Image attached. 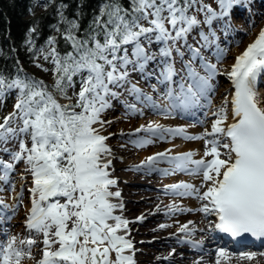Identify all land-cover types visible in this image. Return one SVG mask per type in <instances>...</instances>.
<instances>
[{
	"label": "snow or ice",
	"instance_id": "obj_1",
	"mask_svg": "<svg viewBox=\"0 0 264 264\" xmlns=\"http://www.w3.org/2000/svg\"><path fill=\"white\" fill-rule=\"evenodd\" d=\"M215 2V8L204 0L105 4L87 39L68 32L73 51L61 56L53 48L45 55L54 65L55 93L43 81L0 74V97L17 92L13 111L0 122V183L14 189L10 175L23 164L27 176L22 178L31 184L25 217L28 235L3 233L0 264L32 259L38 243L42 255L36 264H135L134 244L128 238L131 222L116 214L123 204L121 192L113 190L117 180L110 171L109 136L102 134L112 122L103 117L124 95L134 101H122L128 114L143 115L148 109L167 117L212 105L213 80L226 52L218 42L216 25L223 20L228 27L231 10L242 6V0ZM234 61L226 73L234 91L211 112L210 128L193 135L183 126L149 121L130 133L121 130V135L134 136L130 142L137 147L176 137L203 141L199 159L193 151L174 153L168 148L135 167L199 178V185L180 180L165 186L177 197L200 201L197 209L174 201L168 213L198 211L215 218L209 231L264 239V100L257 91L258 78L264 76V29ZM16 207L0 198V221L10 220L6 213L14 214ZM204 230L188 220L177 233L182 234L180 242L198 249L203 241L193 236ZM258 256L264 257V251L234 255L220 247L215 264H228L233 258L238 264H259Z\"/></svg>",
	"mask_w": 264,
	"mask_h": 264
},
{
	"label": "rangeland",
	"instance_id": "obj_2",
	"mask_svg": "<svg viewBox=\"0 0 264 264\" xmlns=\"http://www.w3.org/2000/svg\"><path fill=\"white\" fill-rule=\"evenodd\" d=\"M204 2H208V4H210L214 8L217 6L215 0H204ZM240 7L241 8L244 7L243 8L244 18H242L243 16L241 17V14L239 15L236 14L237 12L236 9ZM38 9L41 10V7H38ZM259 14H261V16L258 19L256 18V15H259ZM263 24H264V0H242V6L234 7L231 10L230 16L228 18V27H225L223 20H221V22L216 25L217 35L220 38L218 42L221 48L225 49L226 52H225L223 59L220 60L218 63L219 74H217L213 80V84L215 83L214 84L215 90L211 94V100H212L211 106L206 107V108L193 109L191 113L176 114V115L167 116V117L161 116L157 114L156 112L148 110V109H145L143 115L128 114L126 112V109L122 101L124 100H127L128 102H134V101L132 97L124 95L121 97L120 101H113V107L104 114L103 118L105 120L112 122L111 124H106L104 126V129L102 130V134L109 136V139L107 140V144L111 148V151L114 152V154L110 157L113 161L110 171L112 172L114 170L112 177L117 180V184L114 186L113 190H119L121 192V195L123 196L125 195L124 197L119 198V201L122 202L125 198V200L128 199L132 203H135V202L140 203L146 206L145 211H148L147 214L153 213L152 206H150V203L146 204V202H144V201H147L148 197H156L155 201H157V199L159 198L158 203H161L162 201L165 203V205L160 209V211H158L160 214L164 216V218H158V221H160L158 224L159 225L167 224L170 226H169V229L165 228L162 232H155V233L151 232V233L143 234L140 230H138L137 226L135 227V224L136 223L138 224V221L136 218L139 216V214L142 213V211L140 212L136 210L134 212H130L129 215H127V219L129 221L131 219L133 223H135L134 225L129 226V229L133 231H137V233H135V235L129 239H131L133 243H135L137 247L135 250H142V252L138 254L139 260L141 259V261H143V259H145L146 255L143 254L144 251L149 252L150 250L157 249L151 246L144 245L146 242H150L153 239H161L163 237L172 236L175 240L174 241L175 245H184V246L188 245V243L180 242L179 238L182 237V234L177 233V224L174 222V220L180 217L181 215H194V214L198 215V211H192V212L185 211L182 213H168L167 208L169 205L173 204V202L175 201V198L172 196L173 195L172 193L165 191V186L172 184V183H176L182 179H186L185 181H187L189 179L194 178V176L189 177L188 175L182 174V173L164 175L163 173H160V172L147 173L146 171L142 169L137 170L135 166L141 162L139 161V159L141 158V156H139L140 153L144 151L147 152L148 150L152 153L154 149H157L159 147H161L162 149H159V150L157 149L156 150L157 152L160 150L164 151L165 149H168V148H171L172 151L176 152L178 151V149L180 150L182 148V143L180 142V140L172 141L171 138H169L164 141L157 140L156 143L147 145L145 147H137L130 142L132 139H135V137L129 136V135H121V130L124 133H130L132 132V130H134L139 125L147 124L149 121H157L165 125L166 127L183 126L186 128L187 132L190 134H191V129L196 127L198 132L194 135L200 134L205 128H210L209 126H210L211 120L213 119V117L211 116V112L215 111L216 107L220 105L219 103L222 102L223 98L226 95L227 96L231 95V91H230L231 81L227 77L226 73L230 71V67L234 63L233 61L234 56H235L234 50H240L241 47H244L245 43L249 42V39L251 38V36H254L256 32L260 30ZM212 62L216 63V60L213 59ZM224 68H228V70ZM38 75L43 80L50 81V75L42 74L41 72H39ZM228 83H230L229 86H228ZM140 85L146 91H150L148 86L144 84L143 81H140ZM77 90H78V85H77ZM257 91L262 96L261 100L264 99V96H263L264 95V76H262L261 78H258ZM72 92H71V96H72ZM153 95L155 96V94ZM16 98H17V92L13 93L12 95H9L5 99L3 97L0 98V117L2 119L3 117L7 116L10 112L13 111V106L16 102ZM157 99L159 98L157 97ZM205 112L208 113L207 116L204 115ZM129 119H133V120L129 121ZM119 128L121 130H118ZM109 134H112V135H109ZM196 141H198L199 144L203 142L201 140H196ZM159 144L161 145L159 146ZM167 145L170 147H167ZM203 150H204V142H203ZM201 152L203 151L201 150ZM113 157H118V158L114 160ZM197 157L196 159L200 158V157L199 158ZM4 159H8V157L5 155ZM160 166L167 167V164H161ZM143 172L148 175H151V178L144 179L143 176L138 175ZM22 176L26 177L27 173H24V165L20 164L17 166L16 170L10 175V181H11V184L14 186V189L9 188L7 185L4 186V184L0 183V189H3V190H0V198H3L6 201V203L12 204L15 202L17 204L14 214H12L11 212L6 213L7 215L11 216V219L0 221V239L4 238L3 233H8L11 235L19 234L22 237L28 235V232L24 224H25V217L27 215L26 205L30 202V196H29L28 189L31 187V184H30L29 179L22 178ZM127 187H129V189H132V190L137 189L136 191L138 192L136 193V195H133V196L128 195L129 193L124 192V189ZM130 193L132 192L130 191ZM17 194H20L18 199L13 200L14 198L17 197ZM177 198L180 200L175 201V202L181 207L187 208V206L190 205L189 200L192 197H184V198L177 197ZM182 201L184 202L186 201V202L184 203ZM181 202L183 204H180ZM193 209H196V208H193ZM121 211L122 210H120L119 212V210L117 209L116 214L122 215ZM166 215L168 216L165 217ZM200 215L203 218H205V215L203 213H200ZM212 218L213 217H207L205 219L209 220ZM1 231H4V232L1 233ZM35 238L38 241L42 239V237L40 236H36ZM35 247L37 249L35 251V254L38 257V259H40L42 255L40 248H42V245L40 248L38 247V244L33 246V248ZM261 249H263L262 251H264V248H261ZM181 252L183 253V251ZM166 253L165 251H162V253L158 252L155 255H149L146 258V262L150 264H155L158 259L160 258L163 259L164 257H167L168 255H165ZM136 257L137 256L134 255V260ZM210 259H211L210 257H207L205 258V260H203V263H200V264H210V261H209ZM27 260L28 259H25L22 262V264H29V263H26ZM163 260H167V262H164V264H176L170 260L168 261V259H163ZM135 264H141V263H135Z\"/></svg>",
	"mask_w": 264,
	"mask_h": 264
},
{
	"label": "trees",
	"instance_id": "obj_3",
	"mask_svg": "<svg viewBox=\"0 0 264 264\" xmlns=\"http://www.w3.org/2000/svg\"><path fill=\"white\" fill-rule=\"evenodd\" d=\"M110 3L128 7V0H0V74L43 81L55 93L54 65L51 56L45 59V55L53 48L61 56L73 51L68 32L87 39L101 7ZM39 72L50 75V81L39 77ZM15 92L10 90L5 97ZM57 98L67 102L58 94Z\"/></svg>",
	"mask_w": 264,
	"mask_h": 264
},
{
	"label": "bare ground",
	"instance_id": "obj_4",
	"mask_svg": "<svg viewBox=\"0 0 264 264\" xmlns=\"http://www.w3.org/2000/svg\"><path fill=\"white\" fill-rule=\"evenodd\" d=\"M250 6V5H249ZM257 6V5H256ZM244 8V7H243ZM243 8H238V9H236V14H241V17L242 18H244V11H243ZM259 10V9H258ZM263 13V12H262ZM261 13V14H262ZM261 14H259V15H256V18H260V16H261ZM258 16V17H257ZM237 19V18H236ZM245 20V19H244ZM261 29H264V24L262 25V27L260 28V30ZM260 30H258L257 32H256V34L254 35V36H251V38L249 39V42L247 43H245V46L244 47H241V49L240 50H234L235 51V53H234V58L237 56V55H239L240 53H242V51L247 47V45L248 44H250V43H252L255 39H256V37H257V35H258V33L260 32ZM228 31V30H227ZM225 33V32H224ZM233 61H234V59H233ZM235 62V61H234ZM230 63V62H229ZM227 65V64H226ZM223 67V66H222ZM225 67V66H224ZM224 69H226V70H228V68H224ZM223 69V70H224ZM230 69H231V67H230ZM225 70V71H226ZM215 84V83H214ZM229 84L230 83H228V86H229ZM227 85V84H226ZM228 86H227V88H228ZM215 87V86H214ZM222 88V87H221ZM226 88V87H225ZM229 90V89H228ZM220 91V90H219ZM230 91H231V93L234 91V88H233V85H232V83H231V88H230ZM218 93V92H217ZM216 93V94H217ZM230 95V94H229ZM259 96H260V99L262 98V96L260 95V93H259ZM264 96V95H263ZM262 100H264V99H262ZM221 101V100H220ZM220 104V103H219ZM133 119H129V121H132ZM210 127V126H209ZM192 128V127H191ZM118 130H121L120 128L118 129ZM198 131H197V128L195 127V128H193V129H191V134H196ZM190 134V133H189ZM171 140L172 141H175V140H180V142L182 143V148L179 150L178 149V151H176V152H184V151H193V152H195L196 153V157H197V155H198V157L197 158H199V157H201L202 155H203V152H201V150L203 151V142H201L200 144L198 143V141H196V140H186V139H183V138H181V137H176V138H171ZM177 142V141H176ZM159 143H161V142H159ZM157 145V144H156ZM161 144H159V146H160ZM174 145V144H173ZM159 146H157V147H159ZM201 146V147H200ZM149 147V146H148ZM167 147H170V146H168L167 145ZM200 147V148H199ZM147 149V148H146ZM158 150L159 149H162L161 147H159V148H157ZM157 149H154L153 151H152V153L153 152H155ZM200 150V151H199ZM160 151H162V150H160ZM157 152V151H156ZM174 152V151H173ZM150 153V154H149ZM149 150L146 152V151H144V152H142V153H140L139 154V156H141V158L139 159V161H142L143 159H144V157H147V156H149V155H151L152 154ZM175 153V152H174ZM114 154V152H112V154H111V156ZM196 157H194V158H196ZM116 158H118V157H113V159L115 160ZM113 172H114V170L111 172V174H113ZM139 176H143V178L144 179H148V178H151V175H148V174H146V173H141V174H138ZM190 177V176H189ZM193 177V176H192ZM186 178V177H185ZM182 180H186V179H182ZM187 181H190V182H192V183H194V184H197V185H199V178L197 177V178H192V179H189V180H187ZM2 184V183H1ZM5 186V185H4ZM126 186H128V185H126ZM17 187V186H16ZM19 187V186H18ZM16 189V188H15ZM137 190V189H136ZM136 190H132V189H129V187H127V188H125L124 189V192H127V193H129L128 195H131V196H133V195H136V193L138 192V191H136ZM130 191L132 192V193H130ZM16 193V192H15ZM125 196V195H124ZM123 195H121V197H124ZM174 198H175V201H179L180 199H178L177 198V196H175V195H172ZM120 197V198H121ZM155 199H156V197H148L147 198V201H144V202H146V204H149L150 203V206H152V210H153V213L152 214H150V213H148L147 214V212L148 211H145V207L146 206H144V205H142V204H140V203H137V202H135V203H132V202H130L128 199H126L125 200V198H124V200L122 201V202H120V203H122L123 204V209H118L119 210V212H120V210H122L121 212V214L123 215V217L124 218H126L127 219V215H129V213L130 212H134V211H136V210H138V211H142V213L141 214H139V216L138 217H140V216H144L145 217V219L143 220V221H138V224L136 223H133V221L130 219V224H129V226H132V225H134L135 224V227L137 226L138 227V230H140L143 234H147V233H155V232H162L165 228H160L159 227V222L160 221H158V218H164V216L162 215V214H160L158 211H160V209L165 205V203L162 201L161 203H158V200H159V198L157 199V201H155ZM14 200V199H13ZM182 202H184V201H182ZM180 203V204H183V203ZM186 202V201H185ZM184 202V203H185ZM189 202H190V205H188L187 206V208H199V206H200V201H198L197 199H195L194 197H192L190 200H189ZM187 204V203H186ZM30 207V202L26 205V208L28 209ZM186 207V206H185ZM145 212H146V214H145ZM168 215H166L165 217H167ZM188 220H192V221H194V223H195V226H196V228L197 229H200V228H203V229H205L203 232H201V231H197L195 234H194V236H193V238L195 239V240H202L203 241V244H202V247L201 248H198V249H194V248H192L191 247V245L190 244H188V245H186V246H184V245H175L174 244V238L172 237V236H168V237H163V238H161V239H153L152 241H150V242H146L144 245H146V246H151V247H154V248H157V249H155V250H150L149 252H147V251H144V255H146L145 256V259H143V261H141V259L139 260V257H138V254H140L141 252H142V250H135V252H134V255H136L137 257L135 258V263H143V264H150V263H147L146 262V258L149 256V255H155L156 253H158V252H160V253H162V251H165V253H166V251H167V253L165 254V255H168L167 257H168V261L170 260V261H172L173 263H176V264H190V263H192V264H195V262H197V261H200V263H203V260H205V258H207V257H210L211 259L209 260L210 261V264H215V250L217 249V248H220L221 246H217V245H211L212 243H215V237H214V231H209L208 230V228H207V226H208V224H209V222L210 221H213L214 222V220H215V218H212V219H209V220H206L205 218H203L201 215H200V213L198 212V215L197 214H194V215H181L180 217H178L177 219H175L174 220V222L177 224V229H178V227H179V225L180 224H182V223H185L186 221H188ZM25 225V224H24ZM18 227V226H17ZM166 228H168L169 229V227H166ZM176 228V227H175ZM2 229H4V228H2ZM2 232H4V231H1V233ZM8 232V231H7ZM22 233V232H21ZM135 233H137V231H133V230H130V232H129V236H128V238H131L132 236H134L135 235ZM41 240V239H40ZM134 244V248L136 249L137 247H136V245H135V243H133ZM175 245V246H174ZM216 246V247H215ZM37 247V246H36ZM36 247L35 248H32V256H33V258L32 259H28L27 261H26V263H29V264H31V262H32V264H36V261H38L39 259H38V257L36 256V254H35V251L37 250L36 249ZM38 247L40 248L41 247V245H39V243H38ZM150 248V247H149ZM226 250H228L229 251V253L230 254H234V255H238V253H240V252H261L263 249H250V250H244V251H238V250H230V249H228V248H225ZM40 250H41V248H40ZM173 250H175V252L173 253ZM169 251V252H168ZM181 251H183V253L181 252ZM170 253H173L171 256L169 255ZM201 257H202V260H201ZM204 258V259H203ZM193 259V260H192ZM257 259L259 260V264H264V257H257ZM164 262H167V260H163L162 258H160V259H158L157 261H156V263L155 264H164ZM228 264H238V262H237V259H235V258H233V259H231V261L230 262H228ZM240 264H256V262L255 261H252V262H249V261H242V262H240Z\"/></svg>",
	"mask_w": 264,
	"mask_h": 264
}]
</instances>
